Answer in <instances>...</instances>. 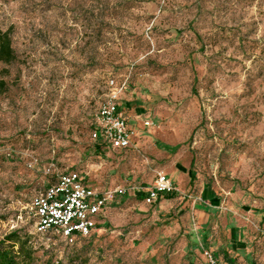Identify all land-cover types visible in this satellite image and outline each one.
I'll return each mask as SVG.
<instances>
[{
  "label": "rangeland",
  "instance_id": "obj_1",
  "mask_svg": "<svg viewBox=\"0 0 264 264\" xmlns=\"http://www.w3.org/2000/svg\"><path fill=\"white\" fill-rule=\"evenodd\" d=\"M6 29L16 58L0 61L11 152L0 154V236L24 229L62 264H203V247L264 264V0H0ZM111 78L128 79L133 146L96 153ZM50 163L126 189L74 245L35 229L31 201L53 182ZM157 172L176 196L147 205L137 195ZM205 186L219 200L206 223L195 212Z\"/></svg>",
  "mask_w": 264,
  "mask_h": 264
},
{
  "label": "built area",
  "instance_id": "obj_2",
  "mask_svg": "<svg viewBox=\"0 0 264 264\" xmlns=\"http://www.w3.org/2000/svg\"><path fill=\"white\" fill-rule=\"evenodd\" d=\"M109 93L100 104L93 122L91 137L100 141L111 149H129L133 145L131 127L127 117L121 110L119 99L126 87V79L117 82L111 78L107 81ZM150 125L149 121L144 122ZM1 139V137H0ZM10 156V149L1 148L0 154ZM38 159L31 157L27 163L33 167ZM53 182L42 192L36 194L30 210L35 218V229L39 234H51L61 237L67 244H73L78 237H86L96 230L97 217L107 204L116 196H122L126 189L116 187L113 189L99 190L88 184L78 170L59 171L54 163H50L44 170ZM177 188L167 174L157 172L155 180L144 193V203L150 204L163 193H171ZM201 254L205 264H222L218 256L208 248H202Z\"/></svg>",
  "mask_w": 264,
  "mask_h": 264
},
{
  "label": "trees",
  "instance_id": "obj_3",
  "mask_svg": "<svg viewBox=\"0 0 264 264\" xmlns=\"http://www.w3.org/2000/svg\"><path fill=\"white\" fill-rule=\"evenodd\" d=\"M15 58H16L15 51L11 45L10 30L9 29L0 30V61L5 64H10L15 60ZM3 85L4 83L0 81V87ZM127 88H128V79L126 78V87L123 93H125ZM121 98H122V95L119 99V104H120L121 110H123V107H121L122 106ZM92 128H93V124H92ZM104 148H109V147H107L104 143L100 141H95L94 151L96 153H100L102 149ZM122 150H125V149H122ZM2 156L7 157L6 155H2ZM193 162L194 161L192 159L190 162V166H191L190 167L191 168L190 180H193L194 175H195L192 170ZM206 188L208 189L209 187L205 186L204 189L202 190V193L206 190ZM137 196L143 200L144 193L141 192ZM175 196H176V191L171 192V193H163V194H160L156 198L155 201L147 205L154 204L156 201L160 202L162 199L169 200V199L174 198ZM105 209L97 217L96 228H98L100 224V221H101V218L103 216ZM34 222H35V219H34ZM91 235L86 236V237H90ZM86 237H78L76 241L70 245H74L76 244L78 239L86 238ZM45 251L43 250V247L35 246L34 241L32 240V236L30 235L29 232H27L24 229H14L0 236V264H62L59 260H56L52 256H49L46 253H44ZM39 252H42L41 255H39ZM201 258L203 260V264H205L202 254H201ZM225 260H227L226 261L227 264L233 263V261L231 259H228V257L226 256H225Z\"/></svg>",
  "mask_w": 264,
  "mask_h": 264
},
{
  "label": "crops",
  "instance_id": "obj_4",
  "mask_svg": "<svg viewBox=\"0 0 264 264\" xmlns=\"http://www.w3.org/2000/svg\"><path fill=\"white\" fill-rule=\"evenodd\" d=\"M132 141H133V139H132ZM203 196H204V198H208L206 201H208L209 203H206V205L200 206V208H198L195 212L197 213V217L199 218L200 222H205L206 223L209 220V216H210L209 215V212H210L209 206H211V207H213V206L214 207H217L219 205V200H218V198H216L207 189L203 192ZM206 240H210V238L209 239H206ZM225 256L228 257L227 254L222 253V257H223V260H224V261L222 260V264H227V262H226L227 260H225ZM228 259H230V258L228 257Z\"/></svg>",
  "mask_w": 264,
  "mask_h": 264
}]
</instances>
